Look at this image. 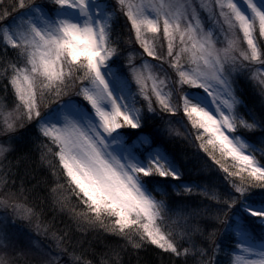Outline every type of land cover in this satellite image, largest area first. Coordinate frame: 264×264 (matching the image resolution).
<instances>
[{
    "label": "snow or ice",
    "instance_id": "1",
    "mask_svg": "<svg viewBox=\"0 0 264 264\" xmlns=\"http://www.w3.org/2000/svg\"><path fill=\"white\" fill-rule=\"evenodd\" d=\"M264 264V0H0V264Z\"/></svg>",
    "mask_w": 264,
    "mask_h": 264
},
{
    "label": "trees",
    "instance_id": "2",
    "mask_svg": "<svg viewBox=\"0 0 264 264\" xmlns=\"http://www.w3.org/2000/svg\"><path fill=\"white\" fill-rule=\"evenodd\" d=\"M146 258L151 262V264H159V261L151 254H148Z\"/></svg>",
    "mask_w": 264,
    "mask_h": 264
}]
</instances>
